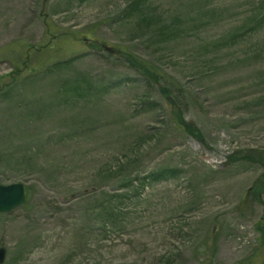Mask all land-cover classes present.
<instances>
[{"label":"rangeland","instance_id":"rangeland-1","mask_svg":"<svg viewBox=\"0 0 264 264\" xmlns=\"http://www.w3.org/2000/svg\"><path fill=\"white\" fill-rule=\"evenodd\" d=\"M119 49L165 72L169 99ZM14 183L27 199L0 214L2 264H204L213 249L211 264H262L264 0H0Z\"/></svg>","mask_w":264,"mask_h":264},{"label":"trees","instance_id":"trees-1","mask_svg":"<svg viewBox=\"0 0 264 264\" xmlns=\"http://www.w3.org/2000/svg\"><path fill=\"white\" fill-rule=\"evenodd\" d=\"M84 38L86 41L91 40L87 36H84ZM59 40L60 38L58 37V35L54 37V41L59 42ZM95 42L97 43V45L100 44L99 40ZM29 50L30 49L27 50V53L31 52ZM119 56L123 65H125L132 71L139 74L144 79L146 84L150 86L158 85L160 87L162 95L165 96L167 99H169L171 90L172 88L175 87L174 81H172V79L165 72H163L157 65L137 55H133L127 49H119ZM178 119L181 120L180 118ZM187 129H188L187 133H190L196 139H198V136L195 135V132L193 130H190L189 128ZM214 255H215L214 249L210 252L209 256H208V251H206L204 255L203 263L211 264ZM237 264H247V262L245 260L243 262H238Z\"/></svg>","mask_w":264,"mask_h":264},{"label":"water","instance_id":"water-1","mask_svg":"<svg viewBox=\"0 0 264 264\" xmlns=\"http://www.w3.org/2000/svg\"><path fill=\"white\" fill-rule=\"evenodd\" d=\"M26 200V189L21 183L10 185L0 184V214L9 213L10 211L22 206ZM6 251L0 248V264L5 260Z\"/></svg>","mask_w":264,"mask_h":264},{"label":"flooded vegetation","instance_id":"flooded-vegetation-1","mask_svg":"<svg viewBox=\"0 0 264 264\" xmlns=\"http://www.w3.org/2000/svg\"><path fill=\"white\" fill-rule=\"evenodd\" d=\"M263 217H264V214H262V219H263ZM262 228H263V222H262V226H261ZM258 234V236L261 234V232H259V233H257ZM255 254V253H254ZM258 254V255H257ZM256 255L257 256H259V255H263V253H262V251H260V253H257Z\"/></svg>","mask_w":264,"mask_h":264}]
</instances>
